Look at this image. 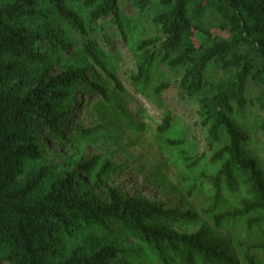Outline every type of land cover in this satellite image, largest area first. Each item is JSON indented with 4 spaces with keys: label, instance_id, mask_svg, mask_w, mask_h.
Listing matches in <instances>:
<instances>
[{
    "label": "trees",
    "instance_id": "1",
    "mask_svg": "<svg viewBox=\"0 0 264 264\" xmlns=\"http://www.w3.org/2000/svg\"><path fill=\"white\" fill-rule=\"evenodd\" d=\"M120 4L154 29L136 43L135 70L128 75L144 88L139 95L160 102L174 89L180 101L194 105L203 153L190 156L184 141L167 138L165 144L179 150L189 171L201 163L214 169L202 167L186 180V195L199 201L212 227L178 233L167 222L194 221L196 212L128 197L99 173L94 179L101 192L80 187L75 171L47 159L40 131L67 141L62 131L79 88L104 103L112 94L105 78L114 92H124L102 60L112 47L104 51L95 41L109 40L104 25L123 30ZM72 42L77 60L69 52ZM86 60L99 81H88ZM250 111L264 113V0H0V264H119L131 252L120 248L121 235L155 264H240L213 229L235 223L247 231L264 228V169L240 121ZM173 122L165 114L156 132L167 134ZM92 166L82 161L78 170L91 174ZM252 249L264 252V243ZM244 262L262 264L248 252Z\"/></svg>",
    "mask_w": 264,
    "mask_h": 264
},
{
    "label": "rangeland",
    "instance_id": "2",
    "mask_svg": "<svg viewBox=\"0 0 264 264\" xmlns=\"http://www.w3.org/2000/svg\"><path fill=\"white\" fill-rule=\"evenodd\" d=\"M119 9L123 32L113 25H104L102 32L109 40L103 41L100 36L95 41L104 51L106 46L112 47L111 55H105L102 60L120 80L124 92H114L105 78L107 90L112 94L110 102L104 103L91 90L79 88L74 93L72 115L62 131L67 141L54 139L46 131H40L48 153L47 159L69 173L75 171V179L80 187H92L95 192H101L94 179L99 173L107 185L128 197L138 194L162 204L166 209L196 212L198 219L194 221L167 222L178 233H193L204 224L212 227L210 218L201 214L199 201L186 195V180L196 176L202 167L207 173L214 169L201 163L197 170L189 171L183 164L179 150L170 149L165 144L167 138L184 141L182 148L188 150L190 156L203 153L204 142L194 105L180 101L174 89L163 92L160 102H152L139 95L144 88L140 84L133 85L128 75L135 70L138 56L135 52L136 43L154 34V29L148 25L149 21L140 20L139 23L137 11L129 5L120 4ZM76 47L72 42L69 48L75 60ZM85 62L92 68L88 81H99L102 77L98 69L88 60ZM155 83L146 87V94H149V90L152 92ZM114 98L122 102L125 115L113 106ZM167 113L174 118L173 127L167 134L159 135L156 128ZM240 121L250 137L248 147L264 169V130L260 128L264 113L250 111ZM82 161L84 164L92 162L91 174L78 170ZM213 231L225 238L240 264H245L244 256L247 252L264 264L263 251L249 250L255 244L264 243V228L247 231L244 226L235 223L225 224L220 230ZM118 242L120 248L131 250L128 253L130 257L118 259L119 264H155L143 247H139L127 236L121 235Z\"/></svg>",
    "mask_w": 264,
    "mask_h": 264
}]
</instances>
